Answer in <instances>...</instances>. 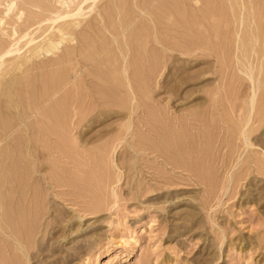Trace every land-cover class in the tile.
Instances as JSON below:
<instances>
[{
  "label": "rangeland",
  "instance_id": "obj_1",
  "mask_svg": "<svg viewBox=\"0 0 264 264\" xmlns=\"http://www.w3.org/2000/svg\"><path fill=\"white\" fill-rule=\"evenodd\" d=\"M263 14L0 0V264H264Z\"/></svg>",
  "mask_w": 264,
  "mask_h": 264
},
{
  "label": "bare ground",
  "instance_id": "obj_2",
  "mask_svg": "<svg viewBox=\"0 0 264 264\" xmlns=\"http://www.w3.org/2000/svg\"><path fill=\"white\" fill-rule=\"evenodd\" d=\"M184 3V2H183ZM242 3H243V1H242ZM221 3H219V5H220ZM186 6V5H185ZM82 11H83V9H82V7L81 6H78L77 8H76V10L75 11H68L67 13H66V15H60V14H56V17L55 18H53V20L54 21H57V20H59V19H61V18H63L64 16H66V17H68V16H80L81 14H82ZM188 11V10H187ZM189 14V13H188ZM192 14H194V12H192ZM198 15V14H197ZM264 15V14H263ZM233 16V15H232ZM193 17H194V15H193ZM242 17V16H241ZM186 18H188V17H186ZM198 18V17H197ZM62 20V19H61ZM249 22V21H248ZM204 28V27H203ZM26 34V33H25ZM28 34H30V33H28ZM214 35V34H213ZM27 36V35H26ZM122 36H123V34H122ZM157 36V35H156ZM51 37V36H50ZM116 37V36H115ZM215 38H216V36H215ZM34 39H36V38H34ZM34 39H32L31 38V40L29 41V43H31ZM19 40V39H18ZM82 40V39H81ZM19 42V41H18ZM208 42V41H207ZM16 43H17V41H16ZM16 43H14V45L11 47V48H9L8 50H6L4 53H2V54H0V69H1V67H2V65H3V63H4V61H5V55H7V54H12V53H16V52H19L21 49H20V47L16 44ZM52 44V43H51ZM30 45V44H29ZM183 48V47H182ZM218 48V47H217ZM128 49V48H127ZM186 49V48H185ZM216 50V49H215ZM161 56V55H160ZM137 57V56H136ZM16 58V57H15ZM124 58L126 59V54L124 55ZM167 59V58H166ZM151 62V61H150ZM49 64V63H48ZM153 68H152V70L150 69V71H155L156 70V68H155V66H152ZM155 68V69H154ZM127 70H128V67H127V65H126V67H124V71H125V73L127 72ZM72 72V71H71ZM145 72V71H144ZM127 74V73H126ZM129 74V73H128ZM152 75V74H151ZM102 76H104L103 74H102ZM90 79V78H89ZM129 79V78H128ZM132 80V79H131ZM63 86H64V84H63ZM2 88V87H1ZM5 88H6V86H5ZM85 88V87H84ZM2 90V89H1ZM3 90H5L4 88H3ZM7 90V89H6ZM10 93V92H9ZM56 93V92H55ZM7 94V93H6ZM135 94V93H134ZM138 94V93H137ZM10 95V94H9ZM87 96V95H86ZM74 97V96H73ZM8 100V99H7ZM255 93H253V96L251 97V100H250V113H249V115H248V117H247V119L245 120V122H244V126H243V129L241 130V133H242V137H243V140L247 143L248 141H249V139H250V135H249V133H248V131H247V125L249 124V122L251 121V119H252V115H251V113H252V110H253V108H254V104H255ZM8 102V101H7ZM6 102V103H7ZM78 103V102H77ZM8 104V103H7ZM45 105V104H44ZM9 106V105H8ZM76 106V105H75ZM4 107V106H3ZM7 107V106H6ZM211 107H212V105H211ZM214 107V106H213ZM16 108V107H15ZM13 111V110H12ZM24 113V112H23ZM86 113V112H85ZM86 117V116H85ZM2 118V117H1ZM85 119V118H84ZM194 120V119H193ZM28 121V120H27ZM132 121V120H131ZM74 122H76V121H74ZM189 123V122H188ZM56 124V123H55ZM10 126H11V124H9ZM134 125V124H133ZM18 126V125H17ZM30 126V125H29ZM53 126V125H52ZM81 127V126H80ZM9 128V127H8ZM236 128V127H235ZM74 129V128H73ZM168 129V128H167ZM14 130V129H13ZM29 131H30V129H29ZM73 131V130H72ZM11 132V131H10ZM35 132H36V130H35ZM18 133V132H17ZM42 134V133H41ZM40 134V135H41ZM7 135V134H6ZM9 135V134H8ZM15 136H18V135H16L15 134ZM43 136V135H42ZM166 136V135H165ZM9 137V136H8ZM11 137V136H10ZM9 137V138H10ZM12 138V137H11ZM11 138H10V140H11ZM34 139V138H33ZM21 140V139H20ZM56 140V139H55ZM164 140V139H163ZM0 141H1V139H0ZM3 142V141H2ZM12 142H14V141H12ZM15 142H16V140H15ZM36 142V141H35ZM57 142H59V141H57ZM178 142V141H177ZM37 143V142H36ZM61 143V142H60ZM63 143V142H62ZM179 143V142H178ZM12 144H14V143H12ZM35 144V143H34ZM64 145V144H63ZM198 145V144H197ZM38 146V145H37ZM16 147V146H15ZM18 147V146H17ZM34 148V147H33ZM162 148V147H161ZM70 151V150H69ZM24 152V151H23ZM35 152V151H34ZM41 151L39 150V153H40ZM43 152V151H42ZM44 153V152H43ZM8 154V153H7ZM17 154V153H16ZM33 155H35V154H33ZM191 155V154H190ZM195 155V154H194ZM27 156V155H26ZM36 156V155H35ZM16 157V156H15ZM40 157V156H39ZM26 160V159H25ZM27 160L29 161V158H27ZM25 163V162H24ZM32 163H34V160L32 161ZM10 164V163H9ZM34 166H32V172L31 173H36L37 172V167H36V165L35 164H33ZM186 166V165H185ZM8 167V166H7ZM24 169V168H23ZM42 169V168H41ZM29 170H31V169H29ZM6 171V170H5ZM4 171V172H5ZM19 172V171H18ZM9 174V173H8ZM29 174H30V172H29ZM21 175V174H20ZM31 175V174H30ZM15 176V175H14ZM22 176V175H21ZM41 177H42V175H37L36 174V176H35V180H40L41 179ZM53 177V176H52ZM15 178V177H14ZM23 178V177H22ZM9 179V180H8ZM7 180H8V182H13V178H8ZM54 179V178H53ZM3 180V179H2ZM25 180V179H24ZM26 181H27V179H26ZM26 183V182H25ZM27 183H29V182H27ZM33 183H35L34 181H33ZM37 183V182H36ZM18 184V183H17ZM16 184V185H17ZM24 185V184H23ZM44 185V184H43ZM18 187V186H17ZM23 187L24 186H22V189H23ZM28 187H29V184H28ZM7 188H9V187H7ZM14 188V187H13ZM39 188H41V187H39ZM38 188V189H39ZM28 190H29V188H28ZM41 190H43V189H41ZM20 191V190H19ZM18 191V192H19ZM30 191L32 192V193H35L36 191H37V189H36V187L33 185V186H31V188H30ZM4 192H6V191H4ZM22 192V191H21ZM25 192H26V190H25ZM38 192V191H37ZM24 194V193H23ZM36 194V193H35ZM34 194V195H35ZM41 194V193H40ZM4 195H5V193H4ZM1 196V194H0V208L2 207V205H1V202H4V199H5V202H6V200H7V198H8V194L6 195L7 196V198H6V196ZM14 195V194H13ZM12 195V196H13ZM28 195V194H27ZM26 196V195H25ZM41 198V197H40ZM9 199V198H8ZM21 199H23V198H21ZM35 198H30L29 199V197H28V200L29 201H31L32 202V204L33 203H36L35 202V200H34ZM15 200V199H14ZM26 200H27V198H26ZM8 201V200H7ZM11 201H13V200H11ZM29 201H28V203H29ZM41 201V200H40ZM30 202V203H31ZM16 203V202H15ZM24 203V202H23ZM41 203V202H40ZM8 204V203H7ZM10 204H12V202L10 203ZM17 205V204H16ZM22 205V204H21ZM26 205V204H25ZM8 208V207H7ZM16 208V207H15ZM9 209V208H8ZM23 209V208H22ZM27 209V208H26ZM30 209V208H29ZM19 211H21V210H19ZM19 211L17 212V213H19ZM26 211V210H25ZM31 211V210H30ZM33 211V210H32ZM23 212V211H22ZM27 212H28V210H27ZM26 213V212H25ZM42 213V212H41ZM9 214H11L10 212H9ZM45 214V213H44ZM17 215V214H16ZM2 216V215H1ZM13 216V215H12ZM15 216V215H14ZM20 216V215H19ZM32 216V215H31ZM25 218H26V216H25ZM35 218V217H34ZM41 218V217H40ZM20 220L22 219V218H19ZM27 220V219H26ZM14 221H16V220H14ZM22 222V221H21ZM28 222H29V219H28ZM33 224H34V222H33ZM28 227V226H27ZM30 227V226H29ZM40 227V226H39ZM23 229V228H22ZM32 230V229H31Z\"/></svg>",
  "mask_w": 264,
  "mask_h": 264
}]
</instances>
